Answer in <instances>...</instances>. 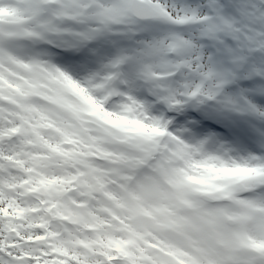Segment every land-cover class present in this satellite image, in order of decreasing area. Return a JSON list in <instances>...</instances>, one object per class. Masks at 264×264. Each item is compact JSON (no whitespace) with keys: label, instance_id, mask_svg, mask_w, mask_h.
Wrapping results in <instances>:
<instances>
[{"label":"snow or ice","instance_id":"6c2138e0","mask_svg":"<svg viewBox=\"0 0 264 264\" xmlns=\"http://www.w3.org/2000/svg\"><path fill=\"white\" fill-rule=\"evenodd\" d=\"M0 264H264V0H0Z\"/></svg>","mask_w":264,"mask_h":264}]
</instances>
